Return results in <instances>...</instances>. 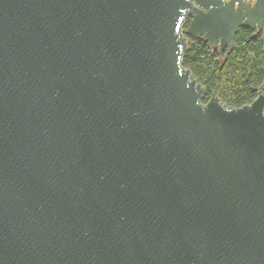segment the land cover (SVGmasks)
Segmentation results:
<instances>
[{"label":"water","instance_id":"1","mask_svg":"<svg viewBox=\"0 0 264 264\" xmlns=\"http://www.w3.org/2000/svg\"><path fill=\"white\" fill-rule=\"evenodd\" d=\"M241 28L264 0H0V264H264V85L183 61Z\"/></svg>","mask_w":264,"mask_h":264},{"label":"trees","instance_id":"2","mask_svg":"<svg viewBox=\"0 0 264 264\" xmlns=\"http://www.w3.org/2000/svg\"><path fill=\"white\" fill-rule=\"evenodd\" d=\"M263 47L262 34L250 28H241L234 48L223 53L211 49L204 38L191 39L184 66L206 88L204 102L217 94L228 105L241 107L252 103L264 85Z\"/></svg>","mask_w":264,"mask_h":264}]
</instances>
